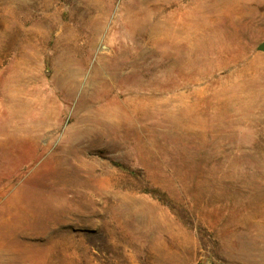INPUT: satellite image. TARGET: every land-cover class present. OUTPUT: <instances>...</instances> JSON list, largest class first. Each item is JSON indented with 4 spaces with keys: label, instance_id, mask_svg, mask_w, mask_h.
Wrapping results in <instances>:
<instances>
[{
    "label": "rangeland",
    "instance_id": "1",
    "mask_svg": "<svg viewBox=\"0 0 264 264\" xmlns=\"http://www.w3.org/2000/svg\"><path fill=\"white\" fill-rule=\"evenodd\" d=\"M263 44L264 0H0V264H264Z\"/></svg>",
    "mask_w": 264,
    "mask_h": 264
},
{
    "label": "bare ground",
    "instance_id": "2",
    "mask_svg": "<svg viewBox=\"0 0 264 264\" xmlns=\"http://www.w3.org/2000/svg\"><path fill=\"white\" fill-rule=\"evenodd\" d=\"M21 12V11H20ZM19 19V14H18V11L16 12V15H15V20L17 21ZM18 26V25H17ZM16 30V29H15ZM18 33V31H16Z\"/></svg>",
    "mask_w": 264,
    "mask_h": 264
},
{
    "label": "water",
    "instance_id": "3",
    "mask_svg": "<svg viewBox=\"0 0 264 264\" xmlns=\"http://www.w3.org/2000/svg\"><path fill=\"white\" fill-rule=\"evenodd\" d=\"M260 50H264V44L261 45Z\"/></svg>",
    "mask_w": 264,
    "mask_h": 264
}]
</instances>
